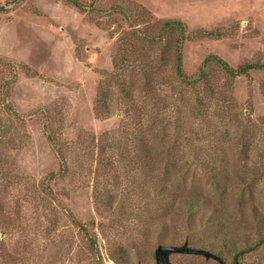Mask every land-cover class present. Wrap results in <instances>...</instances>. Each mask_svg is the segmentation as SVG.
I'll use <instances>...</instances> for the list:
<instances>
[{
	"label": "rangeland",
	"instance_id": "1",
	"mask_svg": "<svg viewBox=\"0 0 264 264\" xmlns=\"http://www.w3.org/2000/svg\"><path fill=\"white\" fill-rule=\"evenodd\" d=\"M211 56L264 0H0V264H264V69Z\"/></svg>",
	"mask_w": 264,
	"mask_h": 264
},
{
	"label": "trees",
	"instance_id": "2",
	"mask_svg": "<svg viewBox=\"0 0 264 264\" xmlns=\"http://www.w3.org/2000/svg\"><path fill=\"white\" fill-rule=\"evenodd\" d=\"M72 4H74L76 7H79V5L76 2L72 1ZM161 30L164 31V32H168V33L176 32V33H178L179 37L184 39L183 38V34H184V31H185V28H184L183 24L181 22H179V21L167 20V21L162 23ZM179 37L177 38V42H180ZM176 59H177V62H178V66H177V69H176L177 70V74H178V76L182 77V72L180 70L181 58H180V55L178 53L176 55ZM210 59H212L213 61H215V62L219 63L220 65H222L225 68V70L230 75H234V76L244 75L248 71L254 70V69H260V68L264 69V65L259 66V65H256V64H249V65L241 66V67L237 68L236 70H232V69H230L227 66V64L225 62H223L219 58H215V57L211 56ZM263 92H264V89H263ZM79 227H81V226H79ZM81 230L83 231L84 234L87 235L88 239H90L89 241L91 243V249L95 252V250H96L95 242H93L91 237H89L88 231L85 230V228L81 227Z\"/></svg>",
	"mask_w": 264,
	"mask_h": 264
},
{
	"label": "water",
	"instance_id": "3",
	"mask_svg": "<svg viewBox=\"0 0 264 264\" xmlns=\"http://www.w3.org/2000/svg\"><path fill=\"white\" fill-rule=\"evenodd\" d=\"M172 254H201V252L189 249L186 245L182 247L159 246L155 250V264H171L169 257ZM205 255L208 256V254Z\"/></svg>",
	"mask_w": 264,
	"mask_h": 264
}]
</instances>
